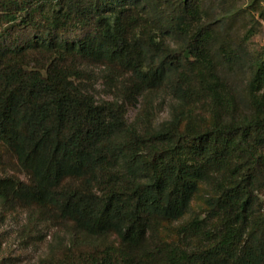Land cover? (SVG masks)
<instances>
[{
  "label": "trees",
  "instance_id": "16d2710c",
  "mask_svg": "<svg viewBox=\"0 0 264 264\" xmlns=\"http://www.w3.org/2000/svg\"><path fill=\"white\" fill-rule=\"evenodd\" d=\"M209 1L0 0V197L79 233L39 264H264V49L232 30L263 0ZM97 64L129 86L98 99Z\"/></svg>",
  "mask_w": 264,
  "mask_h": 264
},
{
  "label": "rangeland",
  "instance_id": "374dc122",
  "mask_svg": "<svg viewBox=\"0 0 264 264\" xmlns=\"http://www.w3.org/2000/svg\"><path fill=\"white\" fill-rule=\"evenodd\" d=\"M240 1L248 2V0ZM212 2L213 0H210L207 5L211 7ZM259 7L252 10L253 18L246 25L247 27L244 26V22H241L236 24L232 30L233 35L240 38L250 29L251 36L248 45L263 50L264 18L259 15ZM261 8H264V0L261 2ZM87 68L94 75L86 84L90 92L100 100L113 99L116 94H119L121 87L129 86V75L120 67L97 64L89 65ZM175 103L177 100L167 89L151 91L146 95H140L136 101L127 103L128 120L133 121L142 108L146 107L148 111L144 123L158 125L170 118V110ZM9 156V164L2 167V174L28 182L29 174L19 168L13 154ZM207 194L206 187L195 198L194 209L196 211L204 209L203 201ZM262 198L264 199V195ZM177 224L171 225V229ZM78 234L71 223L58 224L54 221L50 210H43L34 204L5 201L0 197V264H39L43 259L51 257L54 251L69 244ZM105 239L109 242H117L113 234Z\"/></svg>",
  "mask_w": 264,
  "mask_h": 264
}]
</instances>
